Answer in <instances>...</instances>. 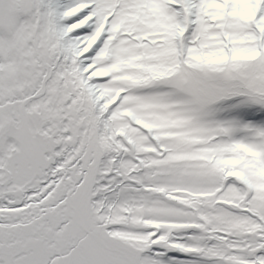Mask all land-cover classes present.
Listing matches in <instances>:
<instances>
[{
    "label": "snow or ice",
    "instance_id": "snow-or-ice-1",
    "mask_svg": "<svg viewBox=\"0 0 264 264\" xmlns=\"http://www.w3.org/2000/svg\"><path fill=\"white\" fill-rule=\"evenodd\" d=\"M0 264H264V0H0Z\"/></svg>",
    "mask_w": 264,
    "mask_h": 264
}]
</instances>
